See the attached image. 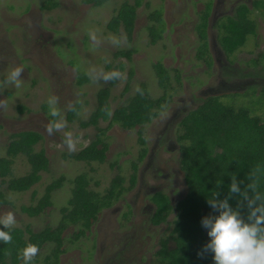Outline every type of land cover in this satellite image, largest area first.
Returning <instances> with one entry per match:
<instances>
[{"label":"rangeland","instance_id":"1","mask_svg":"<svg viewBox=\"0 0 264 264\" xmlns=\"http://www.w3.org/2000/svg\"><path fill=\"white\" fill-rule=\"evenodd\" d=\"M148 6L137 9L134 30L127 41L122 30L112 33L106 24L122 0H109L100 7L82 0H0V157L4 156L9 135L19 131H35L42 141L48 161V171L40 181L24 193H14L0 183L10 204L0 205V225L29 226L38 231L54 227L59 209L69 198L71 180L86 172L90 187L105 189L110 179L120 173L128 179L130 166L138 157L136 130H124L114 125L106 132L108 150L103 163L85 164L68 157L87 146L95 130L82 128L95 107L96 92L110 84L108 99L111 110L146 85L151 97H158L152 64L160 61L166 69H177L181 85L166 108L144 128L146 154L138 164L136 184L111 208L104 209L81 241L71 244L74 232L68 227L62 234L65 252L59 264H150L158 248L159 237L167 232V224L154 226L149 219L153 206L149 196L162 191L172 205L186 194L183 173L179 168V146L176 130L181 118L210 95L243 93L250 86L256 92L264 86V15L253 11L258 28L229 63L216 40L215 20L233 12L239 3L251 7L253 0H213L209 19L208 42L212 66L208 69L195 57L194 26L206 0H143ZM264 1V0H263ZM47 6V7H46ZM161 8L164 33L155 45L148 43L147 13ZM133 49L128 61L114 57L118 50ZM258 59L259 65L251 60ZM262 60V61H261ZM132 76L128 79V72ZM86 80L78 83V76ZM128 83V91L123 89ZM252 112L264 116V107L253 100ZM78 105L75 120L69 121L68 111ZM52 121V122H51ZM99 126L106 127L107 122ZM28 165L22 157L13 164V175L22 176ZM60 176L62 187L54 192L52 206L37 217L20 212L21 205L32 204L31 194L38 198L44 187ZM129 206V207H128ZM130 212L128 219L123 213ZM173 219V213L168 222ZM44 248L38 255H45Z\"/></svg>","mask_w":264,"mask_h":264},{"label":"trees","instance_id":"2","mask_svg":"<svg viewBox=\"0 0 264 264\" xmlns=\"http://www.w3.org/2000/svg\"><path fill=\"white\" fill-rule=\"evenodd\" d=\"M100 7L109 0H82ZM212 0H206L198 13L194 26L196 36L195 57L208 69L212 66L207 27ZM49 8L54 0H46ZM148 6L143 0H122L106 24L112 33L122 30L131 40L137 9ZM47 7V6H46ZM264 15V1L254 0L252 9L241 3L233 14L216 22L217 42L229 62L257 34L258 23L253 11ZM145 27L148 43L157 44L165 30L161 8L147 13ZM133 49L118 50L114 57L128 61ZM262 58L264 69V52ZM261 60V61H262ZM256 66L258 59L251 60ZM158 97H151L141 83L134 94L120 105L110 109L108 99L110 84L96 92V104L82 128L95 130L87 146L68 157L85 164L103 163L108 150L106 132L116 125L124 130H136L139 145L138 157L131 163L128 179L115 174L102 191L90 187L88 173H79L71 180L69 198L59 209L60 217L54 227L45 226L38 231L29 226L0 225V264H59L65 252L62 237L68 227H73L69 241L75 244L85 238L91 226L104 209L121 200L136 184L137 167L146 154L144 128L155 119L171 101L181 79L177 69L169 71L157 61L152 64ZM132 71L128 72V79ZM86 80L78 76V83ZM250 86L243 93L210 95L198 106L188 111L179 121L176 142L179 146V168L186 186L185 196L173 206L164 192H154L149 200L154 205L150 223L167 224V232L158 240V248L151 264H264V116L252 112L253 100L264 107V86L257 92ZM128 91V83L123 94ZM78 105L68 111L69 121L77 118ZM52 122V121H51ZM100 122H107L100 127ZM42 136L35 131H19L9 135L4 156L0 157V183L11 192L24 193L36 185L41 174L48 171L49 161L43 149H37ZM17 157L25 159L28 170L22 176L13 175ZM64 183L60 176L49 182L42 194L29 205H21L20 212L29 217L41 215L52 206V196ZM10 204L0 191V205ZM173 213V219L168 222ZM130 212L123 213L126 220ZM48 248L45 255H38Z\"/></svg>","mask_w":264,"mask_h":264},{"label":"flooded vegetation","instance_id":"3","mask_svg":"<svg viewBox=\"0 0 264 264\" xmlns=\"http://www.w3.org/2000/svg\"><path fill=\"white\" fill-rule=\"evenodd\" d=\"M254 1V0H253ZM252 1V2H253ZM239 4H241V3H239ZM239 4H237V5H239ZM245 4V3H244ZM204 5V4H203ZM236 5V6H237ZM247 5V4H246ZM236 6H235V8H236ZM248 6V5H247ZM212 7H213V0H212V3H211V10H210V15H211V12H212ZM249 8H251L252 9V3H251V7L250 6H248ZM203 8V7H202ZM234 8V9H235ZM234 11V10H233ZM233 14V12L231 13V14H229V15H223V16H221V17H219V18H217L216 20H215V28H216V22L219 20V19H221V18H224V17H226V16H230V15H232ZM210 15H209V17H208V27H207V39H208V29H209V19H210ZM216 33H217V31H216ZM216 40H217V35H216ZM208 46H209V42H208ZM224 55V54H223ZM225 56V55H224ZM226 58V57H225ZM227 60V59H226ZM228 61V60H227ZM229 62V61H228ZM229 63H232V62H229ZM155 192H158V191H155ZM162 192V191H161ZM154 193V192H153ZM152 193V194H153ZM170 199V198H169ZM150 201V200H149ZM151 202V201H150ZM171 202V201H170ZM152 204V203H151ZM172 204V203H171ZM115 205V204H114ZM152 206H153V210H154V205L152 204ZM174 206V205H173ZM129 207V206H128ZM111 208V207H110ZM153 213V212H152ZM129 217V216H128ZM127 217V218H128ZM159 226V225H158ZM151 264V263H150Z\"/></svg>","mask_w":264,"mask_h":264}]
</instances>
